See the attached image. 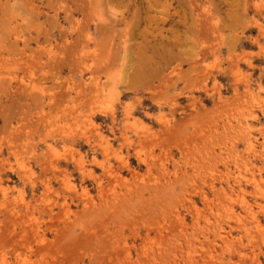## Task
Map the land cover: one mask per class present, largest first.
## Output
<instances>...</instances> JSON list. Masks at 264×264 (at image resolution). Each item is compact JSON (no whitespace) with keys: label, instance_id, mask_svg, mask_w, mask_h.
<instances>
[{"label":"rangeland","instance_id":"1","mask_svg":"<svg viewBox=\"0 0 264 264\" xmlns=\"http://www.w3.org/2000/svg\"><path fill=\"white\" fill-rule=\"evenodd\" d=\"M252 213L264 0H0V264H264Z\"/></svg>","mask_w":264,"mask_h":264},{"label":"bare ground","instance_id":"2","mask_svg":"<svg viewBox=\"0 0 264 264\" xmlns=\"http://www.w3.org/2000/svg\"><path fill=\"white\" fill-rule=\"evenodd\" d=\"M163 21H164V20H163ZM86 36H87V35H86ZM84 39L86 40L85 37H84ZM83 50H84V49H83ZM208 50H209V49H208ZM203 52H204V51H203ZM205 53H206V52H205ZM82 57H83V56H82ZM23 81H24V80H23ZM25 82H26V81H24L23 83L26 84ZM33 82H34V81H33ZM29 83H30V82H29ZM33 84H34V83H33ZM33 84H32V85H33ZM26 85H27V84H26ZM29 86H30V85H29ZM32 87H33V86H32ZM32 87L30 86V90H33V89H34V88L31 89ZM109 97H110V95H109ZM107 100H108V99H107ZM111 100H112V99H111ZM108 101L111 102L110 99H109ZM108 101H107V102H108ZM103 102H104V101H103ZM101 104H102V103H101ZM109 105H110V103H109ZM112 106H113V105L111 104V106H109V108L112 107ZM103 107H104V108H105V107L107 108L108 105H107V106H104V105H103ZM106 108H105V109H106ZM112 110H113V109H112ZM112 112L114 113V111H112ZM112 115H113V114H112ZM114 120H115V119H114ZM113 122H114V121H113ZM132 127H133V126H132ZM133 131H134V130H133ZM84 134H85V133H83V135H84ZM84 136H85V135H84ZM87 137H88V136H87ZM86 139H87V138H86ZM90 139H91V138H90ZM88 140H89V138H88ZM129 140H130V139H129ZM129 140H127V141H129ZM257 141H258V140H257ZM254 142H255L254 140H251V139H250L249 144H250L251 147H253V146L255 145ZM144 160H146V159H144ZM143 162H145V161H143ZM147 162H148V161H147ZM109 172H110V171H109ZM111 173H113V172H111ZM100 182H101V181H100ZM100 182H99V184H100ZM238 182H241V180H239ZM100 186H101V185H100ZM48 188H49V187H48ZM50 189H51V188H50ZM68 189H69V188H68ZM45 190L47 191L46 188H45ZM83 194H84V193H82V196H83ZM85 196H86V193H85ZM81 198H82V197H81ZM43 201H44V200H43ZM241 202H242V204H243L244 206H246V208H247V207L251 208L250 205H248V201H246V199H242ZM88 204H89V203H88ZM87 206H88V205H87ZM87 206L84 205V209H85ZM49 209H50V208H49ZM51 209H52V208H51ZM86 209H88V208H86ZM230 210H232V209H229V208H228V211H229V212H230ZM231 213H232V212H231ZM250 213H251V211H250ZM229 214H230V213H229ZM16 215H17V214H16ZM215 215H216V214H215ZM218 215H221V216H222V214H218ZM252 215H253V218L255 219L254 222H255V224L257 225V228H258V226L260 227V225H261V221H259L258 216H257L255 213H252ZM244 224H246V223H244ZM261 226H262V225H261ZM219 227H220V225H219ZM243 227H244L245 231L250 230V228L248 227V225H244ZM262 228H263V226H262ZM220 229H221V230H220ZM254 229H255V228H254ZM263 229H264V228H263ZM25 230H26V229H25ZM36 230H37V232H38V229H37V228H36ZM219 230H220V232H217V233H219L218 236H220L221 240L224 241V244H225V243H228V235L226 234L227 232H225V231H228V230H227L224 226H221V228H219ZM256 230H257V229H256ZM257 231H258V230H257ZM37 232H36V233H37ZM39 233H40V232H39ZM37 234H38V233H37ZM228 234H230V233L228 232ZM246 234H247V233H246ZM263 235H264V234H263ZM26 236H27V235H26ZM11 238H13V237H11ZM22 238H25V240L27 241V239H26L25 236H23ZM38 239L41 240V236H40ZM229 239H230V237H229ZM248 239H250V238H248ZM11 240H13V239H11ZM237 240H238V239H237ZM13 241H14V240H13ZM241 241H242V240L239 239V242H240V243H241ZM24 242H25V241H24ZM24 242H21L22 245H24V244L27 243V242H25V243H24ZM28 242H29V241H28ZM229 242H230V240H229ZM237 242H238V241H237ZM12 244L14 245L13 242H12ZM18 244H19V242H18ZM1 245H2V243H0V247H1ZM3 245H4V244H3ZM243 245H244V244H243ZM24 246H25V245H24ZM16 248H17V247H16ZM231 248H232V247H231ZM14 249H15V248H14ZM227 249H228V247H227ZM228 250H230V249H228ZM231 250H232V249H231ZM1 251H2V250H1ZM242 252H243V251H242ZM254 252H255V251H254ZM209 253H211V254L213 255V253H212L211 251H210ZM209 253H208V255H209ZM214 253H215V252H214ZM255 253H256V252H255ZM243 254H244V256L247 255V256L249 257V255H248L249 253L246 254V255H245V253H243ZM208 255H207V256H208ZM253 255H254V257H255V256L257 255V253H256V255H255V254H253ZM213 256H214V255H213ZM210 257H212V256L210 255ZM212 258H213V257H212ZM214 258H215V256H214ZM216 258H217V257H216ZM249 258H250V257H249ZM255 258H256V257H255ZM253 259H254V258H253ZM193 260H194V259H193ZM212 260H213V259H212ZM220 260H221V259H220ZM4 261H5V260H4ZM218 261H219V260H218ZM260 261H261V260L259 259V262H260ZM193 262H194V261H193ZM197 262H198V260H197L196 262H194V263H197ZM8 263H9V262H8ZM8 263H7V264H8ZM198 263H199V262H198ZM209 263H212V261H211V262L209 261ZM261 263H262V262H261ZM212 264H213V263H212Z\"/></svg>","mask_w":264,"mask_h":264}]
</instances>
